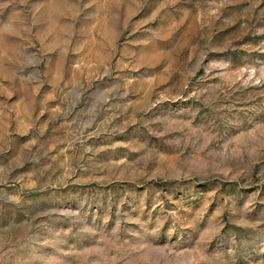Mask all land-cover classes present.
Segmentation results:
<instances>
[{
	"label": "rangeland",
	"instance_id": "1",
	"mask_svg": "<svg viewBox=\"0 0 264 264\" xmlns=\"http://www.w3.org/2000/svg\"><path fill=\"white\" fill-rule=\"evenodd\" d=\"M0 264H264V0H0Z\"/></svg>",
	"mask_w": 264,
	"mask_h": 264
},
{
	"label": "trees",
	"instance_id": "2",
	"mask_svg": "<svg viewBox=\"0 0 264 264\" xmlns=\"http://www.w3.org/2000/svg\"><path fill=\"white\" fill-rule=\"evenodd\" d=\"M155 185H157V184H155Z\"/></svg>",
	"mask_w": 264,
	"mask_h": 264
}]
</instances>
